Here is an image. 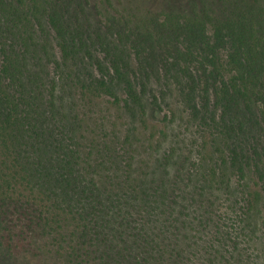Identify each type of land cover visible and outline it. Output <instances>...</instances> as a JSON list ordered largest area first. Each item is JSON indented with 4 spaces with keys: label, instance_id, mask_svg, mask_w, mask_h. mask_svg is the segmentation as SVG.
<instances>
[{
    "label": "trees",
    "instance_id": "16d2710c",
    "mask_svg": "<svg viewBox=\"0 0 264 264\" xmlns=\"http://www.w3.org/2000/svg\"><path fill=\"white\" fill-rule=\"evenodd\" d=\"M229 13L216 20L202 12L130 24L126 38L136 34L141 45L137 40L132 50L146 56L133 68L119 58L126 49L107 44L116 79L105 78L106 68L104 77L87 80L80 54L90 55L85 40L91 37L80 31L84 21L77 23L75 4L0 0V228L12 217L28 234L54 226V236L69 240L70 261L101 252L112 261L107 264H264V239L254 237L264 225V3L237 0ZM43 21L54 37L43 32ZM154 71L174 80L196 132L205 137L195 145L196 160L182 167L194 172L193 192L191 179L166 171L146 181L106 175L116 162L111 151L119 156V149L80 139L74 102L56 97L58 89L79 88L83 95L116 97V81L127 107L144 108L148 81L139 83L135 74ZM92 149L100 160L89 158ZM251 175L254 190L245 184ZM232 189L235 199L218 209Z\"/></svg>",
    "mask_w": 264,
    "mask_h": 264
},
{
    "label": "rangeland",
    "instance_id": "374dc122",
    "mask_svg": "<svg viewBox=\"0 0 264 264\" xmlns=\"http://www.w3.org/2000/svg\"><path fill=\"white\" fill-rule=\"evenodd\" d=\"M63 1H70L75 4L77 23L84 21V28L80 31H84V33L86 31V35L91 37V42L88 38L85 40L88 44L90 43V55H87L86 51L80 54L82 61L87 64L86 71L83 70L82 66V79L88 80V76H92V78L104 77L103 70L108 68L110 72L105 78L113 76V80H115L116 76L110 68L108 53H105V49L107 50L108 47L107 44H110V48L126 49L127 52L120 55L119 58L125 60L133 68L137 66L139 60L142 61V58L146 56L145 54L137 56L134 54L132 44L137 40L138 43L140 41L137 39L136 34L131 36L130 39L126 38L127 28L130 24L141 27L142 23L151 19L161 22L166 15L170 14H178L186 18L196 14L201 15L202 12L207 13L211 19L216 20L230 14L229 11H231L237 0ZM245 1L264 3V0ZM80 8L83 10V14L80 12ZM87 24L90 25L89 28H86ZM42 29L44 33L48 32L54 37V32L44 21ZM72 29H74V23H72ZM118 31H120V36L122 34L123 37L116 35ZM139 33H142V31ZM56 43L54 39L53 46ZM56 53L58 56L60 55L58 48ZM80 60L79 58L78 65L81 62ZM135 75L139 83L148 81L147 89L144 91L143 88L137 86V91L141 92L142 90L144 92L142 100V103L144 101V108L129 101L130 104L127 107V104H125L127 93L123 90L124 86L116 81H113L112 86L115 89L114 95L116 97L100 91L95 95H83L84 91L80 88L79 90L82 92L78 89H69L71 95L68 94V90L65 94L64 91L58 89L56 97L66 98L69 103L74 102L71 109L74 116H76L75 120L78 126L77 131H80V139L87 136L89 141L102 142L109 147L119 149V156L116 155V151H111V155L115 154L116 162L109 171L105 169L106 175H113L114 173L116 177L121 174L125 177L129 174L132 179L146 181L148 179L163 178L166 171V174L169 173L173 177L184 175L182 178L191 179V182L188 181V190L193 192L194 186L198 185V182L195 183L194 180V172L191 176L187 171L183 172L182 167L188 168L190 163L196 160L195 145H198L205 137L196 132L195 122L191 119L190 112L182 101L172 78H164L162 73L156 71L150 74L138 75L136 73ZM58 84L60 87V83ZM156 98H158L157 101ZM153 102L156 104H153ZM166 154H169V158L163 168L164 165L160 162L163 161V155ZM89 158L100 160L101 155L96 149H92ZM189 159H191L190 163ZM182 178L177 182V187H180V189H183L182 185L184 186V183L181 185ZM245 180L247 188L254 190L256 178L251 175L249 179L246 178ZM218 195H221L220 191ZM235 195L236 191L232 189L230 198H224L223 201L218 202L217 208L221 210L220 205L222 203H224V206L228 205V199H235ZM260 208H262L260 213L264 217V206ZM220 210H217V212ZM9 220L7 226L4 225L0 228V264H107V262H112L107 258V255H103L101 252L91 253L84 259L70 261L67 254L68 247L64 242L69 240L61 236H54V233L59 230L58 228L55 227L56 230L54 231V226H50L46 230L34 227L33 231L37 234H28L27 232L30 230L27 225L25 227L18 220H14L13 217ZM258 229L260 230L254 237L263 240L264 225L262 227L259 223ZM153 231L155 232V230ZM19 232L24 233L22 237L15 235ZM182 243L181 245H184ZM90 249L92 250V247ZM185 251L188 252L189 250ZM134 253L140 257L144 256L141 253ZM202 254V251H200V255ZM144 257L151 260L150 257L154 258L155 253L150 252L145 254ZM148 264H155V262Z\"/></svg>",
    "mask_w": 264,
    "mask_h": 264
}]
</instances>
